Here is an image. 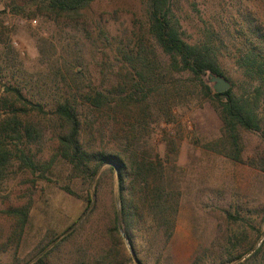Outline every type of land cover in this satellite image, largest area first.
<instances>
[{
    "label": "trees",
    "instance_id": "trees-1",
    "mask_svg": "<svg viewBox=\"0 0 264 264\" xmlns=\"http://www.w3.org/2000/svg\"><path fill=\"white\" fill-rule=\"evenodd\" d=\"M96 1L28 0L14 6L27 17H43L80 32L83 40L78 45L94 50L96 57L91 64L90 59L84 62L70 53L68 58L54 57L42 44L39 64L48 69L36 80L29 70L12 64L7 52L0 55V187L13 166L32 174L49 167L38 163L30 147L39 145L51 129L57 154L70 165L73 176L91 184L104 165L115 173L117 237L122 230L133 245L135 232L148 224L146 230L165 246L180 199L166 167L167 153L174 150L175 154L177 143L163 138L166 153L160 156L150 144L149 125L172 122L178 104L198 88L222 123L220 135L209 147L264 171V153L244 158L242 143L243 132H259L264 124L256 113L264 91V24L257 16L242 13L243 0H237L227 20L204 16L207 11L198 8L200 0H137L139 17L132 21L129 33L125 29L118 36L92 18ZM230 20L235 21L234 30L228 27ZM185 23L193 34L187 35ZM221 56L229 57L250 85L255 83L251 97L237 95L233 87L216 92L208 84L212 76L227 81ZM46 89L54 92L53 97H38ZM91 201L90 195L87 208ZM3 212L16 219L20 233L28 210L10 207ZM257 239L235 256L228 254L224 263L264 264V226ZM107 256L93 248L80 249L73 264H113ZM43 261L39 257L30 264Z\"/></svg>",
    "mask_w": 264,
    "mask_h": 264
},
{
    "label": "rangeland",
    "instance_id": "rangeland-1",
    "mask_svg": "<svg viewBox=\"0 0 264 264\" xmlns=\"http://www.w3.org/2000/svg\"><path fill=\"white\" fill-rule=\"evenodd\" d=\"M26 1L0 0V55L7 52L12 64L21 71L29 70L36 80L48 69V65L39 64L38 47L42 44L54 57L68 58L70 53L81 56L84 62H94L95 51L78 45L83 40L80 32L14 10ZM239 1L200 0L198 8L207 11L206 17L227 20ZM240 8L264 24V0H243ZM139 14L137 0H98L91 10L93 19L101 20L118 36L125 29L131 31L132 21ZM230 22L228 27L234 30L235 21ZM185 28L187 35L193 34L186 23ZM220 66L233 92L251 97L255 83L250 85L229 57L221 56ZM208 84L213 88V81L209 79ZM38 94L50 98L54 92L46 89ZM256 113L264 123V91ZM149 126L150 144L160 156L166 153L163 138H173L177 143L176 153H167L166 167L177 183L180 199L174 229L165 246L154 232L146 230L148 224L135 232L133 245L122 230L117 237L113 226L118 207L115 173L104 165L91 184L73 176L70 165L58 156L57 139L48 129L42 142L31 146L30 151L40 165L49 167L32 174L13 166L10 176L2 181L0 264H30L39 257L44 258L42 264H73L80 249L92 248L108 253L113 264H140L138 260L141 264H237L224 262L247 242L255 241L264 226V171L209 147L220 135L222 123L198 88L178 104L172 122L158 120ZM242 143L244 158L264 153V124L259 132H243ZM10 207L28 210L20 233L16 219L3 212Z\"/></svg>",
    "mask_w": 264,
    "mask_h": 264
},
{
    "label": "water",
    "instance_id": "water-1",
    "mask_svg": "<svg viewBox=\"0 0 264 264\" xmlns=\"http://www.w3.org/2000/svg\"><path fill=\"white\" fill-rule=\"evenodd\" d=\"M210 80L214 82L213 89L216 92H223L229 88V83L223 77L212 76Z\"/></svg>",
    "mask_w": 264,
    "mask_h": 264
}]
</instances>
